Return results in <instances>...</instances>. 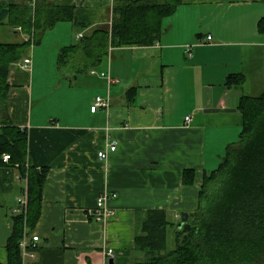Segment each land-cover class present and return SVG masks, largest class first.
Returning <instances> with one entry per match:
<instances>
[{"label": "crops", "instance_id": "crops-1", "mask_svg": "<svg viewBox=\"0 0 264 264\" xmlns=\"http://www.w3.org/2000/svg\"><path fill=\"white\" fill-rule=\"evenodd\" d=\"M36 1L0 0V8ZM118 1L73 0V18L58 22L40 43L31 40L11 70L0 123L9 118L27 130L29 162L47 172L38 222L24 232L40 237L37 259L28 256L29 264H110L111 258L131 264L142 258L135 238L147 213L165 210L176 227L198 208L204 176L239 140L242 98L264 94V0H182L154 45L111 46L95 68L61 70L62 49L98 25L111 27ZM5 17L0 41H29L11 25V13ZM25 58L31 59L28 68L22 67ZM93 69L118 82L109 85ZM234 74L243 75L240 86L229 84ZM98 96L110 105L93 113ZM113 141L117 150L109 152ZM105 150L107 159H99ZM186 171L194 174L193 183H185ZM27 187L16 165L0 163V264H8L17 198ZM103 192L117 197L107 204V221L99 222L90 211Z\"/></svg>", "mask_w": 264, "mask_h": 264}, {"label": "trees", "instance_id": "trees-1", "mask_svg": "<svg viewBox=\"0 0 264 264\" xmlns=\"http://www.w3.org/2000/svg\"><path fill=\"white\" fill-rule=\"evenodd\" d=\"M181 3L116 2L111 27L98 25L77 44L63 48L59 68L87 71L102 63L111 46L154 45L164 32V19ZM74 10L73 0H37L35 5L10 11L0 8V24L11 13V25L29 36V41H0L1 114H7L11 70L25 56L31 40L40 43L45 32L58 22L71 20ZM260 28L264 31V17ZM234 81L240 86L243 75H230L229 84ZM239 109L243 114L239 140L227 148L219 167L204 176L198 208L176 227L165 210L149 211L135 238V248L142 258L131 264H264V94L244 96ZM4 154L11 156L9 163L16 165L21 178L28 182V207L14 216L7 244L8 264H23L20 241L25 230L38 222L47 172L29 162L27 130L13 125L9 118L0 123V163ZM189 172H185V183L194 181V174L189 177Z\"/></svg>", "mask_w": 264, "mask_h": 264}, {"label": "built area", "instance_id": "built-area-1", "mask_svg": "<svg viewBox=\"0 0 264 264\" xmlns=\"http://www.w3.org/2000/svg\"><path fill=\"white\" fill-rule=\"evenodd\" d=\"M83 36L79 35V39H81ZM212 37L209 36L208 40H211ZM29 65H31V59L30 58H25L22 64L23 68H28ZM92 74H99L100 76L106 78L108 80L109 85H113L114 83L118 82V80L114 79L109 73L105 72H97L95 69L91 71ZM110 105V100L104 99L101 96L96 97L94 105L91 107V111L94 113L97 111L99 107H108ZM191 116L186 117V121H190ZM118 143L113 141L109 145V152H115L117 150ZM109 152L107 150L105 151H100L98 153V157L101 160L107 159ZM11 160V156L9 154H4L3 155V161L5 163H9ZM117 195L114 193H109V192H103L100 194V196L97 199L96 207L90 211V215L99 222H105L108 219L109 216V211L107 204L111 199L116 198ZM18 202V207L15 209V213L19 214L21 212L26 211L28 207V191L27 189L23 190V193L17 198ZM40 240V237L38 235L34 234H27L25 233L24 236L22 237L20 241V247L22 251V259H23V264H29L26 262V258L29 256L31 259L35 260L37 259V255L35 253V250L37 248L38 242ZM107 256L113 257L114 256V251L113 249H108L107 251Z\"/></svg>", "mask_w": 264, "mask_h": 264}, {"label": "water", "instance_id": "water-1", "mask_svg": "<svg viewBox=\"0 0 264 264\" xmlns=\"http://www.w3.org/2000/svg\"><path fill=\"white\" fill-rule=\"evenodd\" d=\"M188 218H189V215L187 213H185V215L182 218V221H187ZM110 264H114V259L113 258L110 259Z\"/></svg>", "mask_w": 264, "mask_h": 264}]
</instances>
